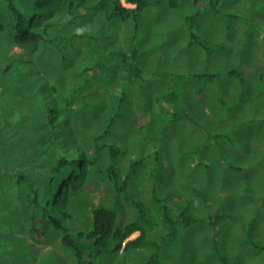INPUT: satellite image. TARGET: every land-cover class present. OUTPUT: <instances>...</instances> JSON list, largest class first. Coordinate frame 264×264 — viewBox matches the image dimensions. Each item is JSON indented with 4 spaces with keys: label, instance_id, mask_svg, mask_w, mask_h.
<instances>
[{
    "label": "rangeland",
    "instance_id": "obj_1",
    "mask_svg": "<svg viewBox=\"0 0 264 264\" xmlns=\"http://www.w3.org/2000/svg\"><path fill=\"white\" fill-rule=\"evenodd\" d=\"M152 1L154 5L142 16L123 21L120 16L107 19L105 9L98 12L92 9L98 0H87L86 12L81 10L78 22L69 24L73 26L67 29L68 32L99 31L92 34L99 38L97 51L102 59L97 58L90 45L85 50V39L76 43L74 40L73 48L66 46V61L59 53L49 48L44 50L43 44L16 47L14 51H25L26 58L32 54L40 60L38 75L60 88L58 92L63 102L72 105L70 120L64 122L67 132L92 157L97 154L94 153L95 143L99 144L96 165L101 171L111 162L109 145L120 148L118 163L124 171L131 163H138L133 167L127 193L140 198L147 208L142 225L147 230L151 247L107 255L106 264H143L154 254L157 257L152 264H264V0H220L215 4L210 0H199L198 4L175 0V5L172 0ZM43 2L41 16L45 20L66 13V0ZM122 2L130 6L125 0ZM106 3L111 9L112 4ZM20 5L24 12L35 17L34 10H40L43 3L21 0ZM0 13L5 14L4 8H0ZM189 16H193L190 23L196 25L197 33L213 49L212 54L198 45L194 46V51L186 45L187 32L183 27L190 25ZM6 17L11 21L10 13ZM39 20L33 18V25H40ZM131 46H136L143 54L141 78L134 82L121 75V79L110 84L113 86L109 92L106 78L118 74L119 63L123 65L121 56ZM89 63L95 65V70L83 72ZM232 68L244 74L243 84L230 75L207 84L189 77L175 82L168 76H156ZM149 78L155 82L149 83ZM29 79L34 81L33 76ZM170 83L178 84V89H166ZM38 84L33 85L35 91ZM120 84L126 97L119 112L126 118L115 124L111 135L98 139L113 109L111 93L122 92ZM6 88V84L1 83L0 93L8 94ZM47 91V99L53 101L54 94ZM163 95H166L164 99ZM165 102L172 105L171 112L162 106ZM67 113L65 107L63 115ZM185 114L187 117H181ZM17 115L18 112L9 106L8 96H0V142L14 148L13 153L5 151L1 155L5 162L15 156L22 160L21 149L15 148L29 142L31 130L25 118L20 119L15 132L5 121H12L11 117ZM75 115L77 119L72 118ZM146 116L153 119L151 124L142 122ZM29 149L30 156L23 161L26 167L8 171L2 166L0 218H7L9 212L12 217L24 221L20 209L24 201L17 200L19 192L22 195L26 192L28 196L31 190L28 182L22 181L19 185L18 182L23 173L40 172V166L34 163L36 159H43L38 147L34 154L31 146ZM78 155L74 157L77 159ZM74 171L78 184L76 188L72 182V186H67L61 205L73 213L68 224L78 230L91 226L92 210L99 204L113 206L115 192L100 175L87 178L82 185L84 175L78 168ZM38 178L42 184L33 187L38 192L61 184V176L52 177L50 173ZM188 202L192 214L199 219L188 227L180 225L179 221L172 235L159 207L166 204L170 210L172 207L182 209ZM135 213L130 202L123 201L116 227L122 228L134 220L138 210ZM2 227L0 232L5 233ZM28 232L29 226L10 231L6 245L0 248V264H22L16 253L17 245L21 244L18 239L24 240L37 258L56 251L53 256H60L64 264H73L53 229L45 233L40 231L35 238ZM138 235V232L133 234L131 239Z\"/></svg>",
    "mask_w": 264,
    "mask_h": 264
},
{
    "label": "trees",
    "instance_id": "obj_2",
    "mask_svg": "<svg viewBox=\"0 0 264 264\" xmlns=\"http://www.w3.org/2000/svg\"><path fill=\"white\" fill-rule=\"evenodd\" d=\"M20 1L0 0V3H3L0 8H4L5 10V14L0 13V21L2 22L0 25V31L3 33L0 34V84H6V89L9 90L8 94L1 92L0 96H8L9 106L18 112L17 116L11 117L12 121L8 119L5 120L6 123H8V126L12 128V132L16 131L20 119L23 120L24 118V122L29 123L31 132L28 136L29 142L27 141L21 146L19 144L18 146L20 147L15 148L18 149V151L21 149V155L23 156L22 160L15 156L13 160L5 162L1 155L5 151L13 153L14 148L11 144L5 146L0 142V173L3 167L8 171L17 167H20L21 169L26 167L27 163H23V161L30 156L28 155V153L31 152L29 149L30 146L32 148V153L35 152L36 147H38L43 155V159L42 161L36 159V163H34V165L40 166V172L35 169L37 173H31L30 175H25L23 173L21 175L22 180L19 179L18 185L22 181L29 183L31 191L28 193V196L26 195V192L22 195L21 192L15 190L20 193L17 201H24L20 208L23 211L22 219H24V221H22L20 217L19 219H16L15 216V218L12 217L13 214H10L9 212L6 214L7 218H0V224H2L0 226H4L2 228L5 229V233L0 232V248L6 245V240L10 235V231L15 229L23 230L28 226V234L33 238H35V235L40 231L45 233L46 230L53 229L57 235L59 243L70 256L73 264H106L105 258L107 255H119L121 252L128 253L146 246L151 247V240L148 238L147 230L142 225L147 208L140 198L127 193L129 179L134 174L133 167L138 163H131V167H128L124 171L118 163V153L120 148H117L114 145H109L111 162L108 165H105V168L101 171L99 166L96 165L100 156L99 144L95 143L94 153L97 152V154L92 157L86 153V151L82 150L75 143L73 136L67 132L64 122H69L70 120L69 112L70 110L73 111L72 105L71 103L63 102L61 99V93L58 92L60 88L58 89L55 85H51L52 81L49 82L45 76L42 77L38 75V72H41V67L39 65L40 60L36 55L32 54H30V57L26 58L25 55H28V53L25 51H21V53L14 51V48L16 47L22 48L30 45L43 44L44 50L49 48L52 51L59 53L63 60L66 61V46L73 48L79 39H85V50L89 49L90 45L97 55V58L99 57L102 59L100 53L97 51V41L99 38L92 34L99 31H91L87 32V34L82 30L68 32L67 29V27L73 26L69 24H75L78 22L81 17V10L86 12L87 8H85V4L87 3V0H66V13H63L61 17L53 20H45L41 16L43 13L44 2L43 0H40L42 1L43 6L40 10H34L36 20L40 19V25H33L34 23L32 22V19H35V17L21 9ZM106 1L109 2V4H112L111 9ZM159 1L163 0H155V2ZM172 1L173 5H175V0ZM188 1L193 2L194 4L199 3V0ZM210 1L215 4L220 0H215L214 2L213 0ZM125 2L132 4L133 7H126L122 0H98V2L93 5L92 9L96 12L105 9L107 19L120 16L123 21H127L131 20L133 16H135V18L142 16V13L146 9L154 5L152 0H125ZM8 13H10L11 21L6 17V14ZM192 18L193 16L187 17V22L190 24L187 25V27L190 33L191 46L198 45L209 55L212 54L213 49L209 47L201 35L197 33L195 28L196 25L190 23ZM65 22H67L68 25H66ZM4 32L7 33V36L4 35ZM74 40L76 41L73 45ZM129 48L130 49L123 52L121 56L123 65L119 63L118 74L106 78L108 86L113 84V81L121 79V75L122 78L129 81H138V79L141 78L142 60L140 59V51L136 46H131ZM80 50L82 49L80 48ZM95 54L91 55L94 56ZM90 69L94 71L95 65L90 63L85 65L83 72L89 71ZM180 74L182 75L163 73L157 74L156 76H168L175 80V82H178L182 78L189 77L190 79L197 81L200 80L203 84H207L208 82L218 80L225 75H230L231 77H236L242 84L245 82L244 74L239 71L238 68H232L227 71H202ZM31 76L34 77V81L29 79ZM150 79L152 78H149V80ZM34 84H38L36 86V91L33 86ZM112 86L113 85H110L108 87L109 92H112ZM119 87H122V85L120 84ZM175 88L178 89V84L174 85L170 83L169 86H167V89L170 91L173 89L175 91ZM48 89L51 91V95L54 94L53 101L47 99ZM111 94L114 101L113 103H110V105L113 104L111 116L109 117L108 124L103 129V132L98 136V139H103L105 136L111 135L115 124H117L118 121H121V119L126 118L119 112L125 102V92L117 90L114 94ZM165 97L166 95L162 96L163 99ZM71 99H74L73 95L71 96ZM108 101H110V99ZM164 104L165 105L162 106H165L166 108L168 107L171 112L172 105L166 102ZM64 106L67 108L68 112L66 116L63 115L65 111ZM172 113L175 114V111L173 110ZM49 116L57 120L55 122L50 121L51 118ZM181 117H187V115L185 114ZM72 118L77 119L76 115ZM152 121L153 119H149L145 124H151ZM210 136L213 137L211 134ZM215 137L218 138L219 136L216 135ZM104 147H107V145ZM17 152L14 154L16 155ZM75 154H79L77 159L74 157ZM141 162L143 161H140V163ZM74 168H78L80 174L84 175V178L81 180L82 185L87 178H94L95 175H100L101 180L110 183L115 192V197L112 203L113 206H107L104 202L99 204L94 210H92L91 226L78 230H74L68 224L69 219L73 217V213L61 205L66 198H64V196L67 186L71 185L70 183L72 182L73 186L76 188L78 184V182L75 181L77 176ZM30 172L31 170L29 173ZM48 173H50L52 177L61 176V184H59L58 187L51 186L52 189L45 187L46 190L43 189V192H38L33 188L40 187L42 184V181L38 176L45 177V174ZM155 193H153V196ZM123 201H129L135 208L136 213L137 210L139 213L134 220L128 222L124 227L117 228L116 220ZM158 201L162 202L164 200L161 201L158 199ZM172 208L170 210V207L166 204L160 205L159 207V213L161 212L164 223L167 225L168 231L172 232V235L177 231L179 221L181 222L180 225L188 227L199 219L192 214L193 211L190 202L184 205L182 209L181 207L176 209H174L175 207ZM42 213L45 214L43 215L44 217L41 216ZM4 224H6V226ZM7 232H9L8 235L3 237L2 235ZM136 232H139L140 235L131 239L130 237ZM18 241H20L21 244L17 245L16 253L21 258L22 264H64V259L60 256H53L56 251H52L49 254L41 256V258H37L32 254L30 246L26 245L24 240L18 239ZM11 251L13 250L11 249ZM9 252L10 251L7 253ZM156 257L157 254L151 255V257H149V259L143 264H152L156 262ZM37 259H40L41 261H36ZM220 259L225 261L222 257H220Z\"/></svg>",
    "mask_w": 264,
    "mask_h": 264
},
{
    "label": "crops",
    "instance_id": "obj_3",
    "mask_svg": "<svg viewBox=\"0 0 264 264\" xmlns=\"http://www.w3.org/2000/svg\"><path fill=\"white\" fill-rule=\"evenodd\" d=\"M129 4V3H128ZM130 6H128V7H133V5L132 4H129ZM183 27V26H182ZM184 28V32H187V35L185 36V38H186V45H189V49H192L193 51H194V46H196V45H194V46H191V44H190V33H189V30H188V27H183ZM139 50V49H138ZM140 55H141V60H142V58H143V54L140 52ZM144 56H146V54L144 53ZM156 58H158V55H156ZM141 64H142V62H141ZM134 82H138V81H136V80H134ZM152 82H155V81H153V79H150L149 80V83H152ZM148 83V84H149ZM167 86H169V84H167ZM167 86H165V88L167 89ZM201 88H202V86H200ZM121 88V90L122 91H124V87L122 86V87H120ZM147 121H149V118L146 116V118H145V120L144 121H142V122H144V123H146ZM120 158H121V156H120Z\"/></svg>",
    "mask_w": 264,
    "mask_h": 264
},
{
    "label": "clouds",
    "instance_id": "obj_4",
    "mask_svg": "<svg viewBox=\"0 0 264 264\" xmlns=\"http://www.w3.org/2000/svg\"><path fill=\"white\" fill-rule=\"evenodd\" d=\"M124 4V3H123ZM125 5V4H124ZM126 6V5H125ZM128 7V6H127ZM137 233V232H136ZM139 233V232H138ZM140 234V233H139ZM131 238V237H130ZM136 238V237H135ZM134 239V238H133Z\"/></svg>",
    "mask_w": 264,
    "mask_h": 264
},
{
    "label": "bare ground",
    "instance_id": "obj_5",
    "mask_svg": "<svg viewBox=\"0 0 264 264\" xmlns=\"http://www.w3.org/2000/svg\"><path fill=\"white\" fill-rule=\"evenodd\" d=\"M52 124V123H51Z\"/></svg>",
    "mask_w": 264,
    "mask_h": 264
}]
</instances>
